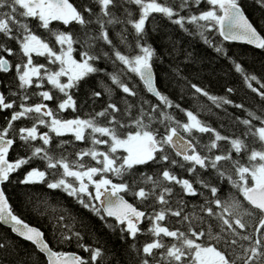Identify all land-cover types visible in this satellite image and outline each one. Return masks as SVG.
Wrapping results in <instances>:
<instances>
[{"label": "trees", "instance_id": "trees-1", "mask_svg": "<svg viewBox=\"0 0 264 264\" xmlns=\"http://www.w3.org/2000/svg\"><path fill=\"white\" fill-rule=\"evenodd\" d=\"M70 1L82 21L68 24L65 33L71 34L76 53L87 55L94 67V72L82 81L85 83L78 93L79 100L97 102L99 123L112 128L113 136L139 129L162 138L168 126L171 129L184 124L189 113L199 122L187 135L192 143L191 153L195 151L192 161L165 143L166 148L157 151L152 159L131 165L130 192L125 197L147 212L150 208L145 204L153 206L154 201L158 202L162 184L176 192V198L170 199L176 200L174 207L154 211L164 220L166 216L177 217V210L188 212L183 214L186 219L198 216V212L205 215L209 210L217 214L220 201L227 204L224 214L233 223L240 204L248 205L251 211L245 217L246 224H255L249 221L256 217L263 218L260 210L245 201L240 187L242 170L254 164L250 153L264 152V139L259 135L260 128L264 129V45L255 48L222 39L215 18L203 16L210 9L214 12L208 0H153L163 4L168 12L149 13L142 29L134 33L131 30L136 29L140 12L127 7L138 6V0ZM237 2L264 37V0ZM0 9L17 13V21L24 28L29 27L30 19L21 14L25 9L16 0L0 3ZM20 33L17 29V35ZM141 48L150 52L161 100L147 92L138 75L131 76L130 71L129 85L137 95L121 90L123 72L117 53L131 55ZM106 82H112L111 91L117 94L109 100L101 87ZM5 114L0 113V121L2 116L7 117ZM33 156L30 154V161L35 165L47 161L43 156ZM163 174L189 181L192 190L185 192L180 182L175 185V179L160 177ZM221 184L224 185L220 188ZM18 187L22 189L9 197L13 213L41 229L54 250L79 253L82 264H179L177 257H159L163 245L151 244L152 237L144 229L146 219L139 225L140 230L133 232L124 223L105 216L92 205L91 198L75 196L62 186L46 189L42 183H32ZM139 190L146 196L139 195ZM170 200L167 205L173 203ZM216 214L207 216L203 224H220L221 217ZM168 228L170 224H163L164 236ZM225 232V239L219 242L223 254L230 261L237 255H246L250 244L231 238L229 225ZM257 252L264 254L261 247ZM0 264H46V260L34 245L0 224Z\"/></svg>", "mask_w": 264, "mask_h": 264}, {"label": "flooded vegetation", "instance_id": "flooded-vegetation-1", "mask_svg": "<svg viewBox=\"0 0 264 264\" xmlns=\"http://www.w3.org/2000/svg\"><path fill=\"white\" fill-rule=\"evenodd\" d=\"M21 1L23 0L18 2ZM45 6L43 11L23 14L30 19L28 22L30 28H24V24L17 21L19 15L15 18L16 15L0 14V113H6L7 116L6 118L2 116L3 120L0 121V136L12 141L7 159L14 163L13 171L2 183V190L10 203L9 197L17 189H22L18 186L32 183H42L46 189L62 186L75 196L91 198L93 205L102 211L98 199L103 193L115 190L128 200L125 195L130 192L131 161L135 160L137 161L135 164H139L153 157L150 158L151 154L148 155L145 142L138 143L131 157L129 149L111 152L112 128L108 127V132H97L100 120L97 102L94 100L80 102L79 100L78 93L85 83L82 81L87 80L84 79L85 75L79 77L73 74L72 77L63 75L66 68L64 49L67 45L66 41H71V34L65 33V27L70 22L67 24L61 21L51 12L47 4ZM17 29L21 31L19 35H17ZM21 34L31 37L30 43L34 49L45 54L43 57L38 56L42 64V73L39 76L22 78L16 75V66L21 59L18 51V38L23 36ZM34 55L31 53V56ZM73 55L76 60L83 58V55L76 53L75 50ZM76 64L79 63L76 61ZM46 65L48 67L45 69ZM71 66L72 61L68 63V68ZM56 71L59 74L57 76L54 75ZM122 80L126 84H122L121 90L127 91L126 94L130 92L132 95H137L129 85V79L123 76ZM109 99L111 98H107ZM29 106L31 108L27 109ZM20 109L26 110L29 115H20L18 112ZM36 114L41 116L40 119L36 117ZM94 149L96 151L91 155L90 152ZM24 150L29 153L28 156L25 155ZM110 152L112 159L108 162ZM30 154L34 155L33 159L43 156L47 161L35 165L33 161H30ZM187 185L191 191L189 181ZM223 185L221 184L220 188ZM161 192L163 193L157 198L158 202L154 201L153 206L145 204L147 208H150L147 212L137 206L144 211L145 219L150 211L163 212L176 205V200H170L176 198V192L170 190ZM169 200L173 203L167 205ZM124 225L134 232L140 230L141 224L124 223ZM199 225L201 228L209 226L207 230L217 234L220 241L225 239L223 224ZM173 226L174 224H171V227ZM144 229L152 237L153 246L162 245L163 224H158L155 228L146 224ZM240 229L244 231L245 228L243 226ZM189 234L195 242L203 238V235H195L193 231H189ZM205 236V245H208V232ZM221 246L222 243H218L219 249ZM57 252L61 254L69 251ZM80 262L82 264V256ZM210 263L238 264L233 260L230 261L226 255L225 258L216 257ZM192 264L195 263L192 262Z\"/></svg>", "mask_w": 264, "mask_h": 264}, {"label": "rangeland", "instance_id": "rangeland-1", "mask_svg": "<svg viewBox=\"0 0 264 264\" xmlns=\"http://www.w3.org/2000/svg\"><path fill=\"white\" fill-rule=\"evenodd\" d=\"M16 1L18 2L19 0H16ZM208 1L210 2L212 6H214V9H213L214 12L211 11L212 9H210L209 11H206L203 14V16L213 17L217 21L218 15H219L218 5L221 2V0H208ZM234 1H237V0H234ZM6 2L7 0H0L1 4L6 3ZM138 3H139L138 6L128 5L127 7L129 11H133L132 8H137L140 12V19L135 26L136 29L131 30L133 33L139 32L142 29V23L144 22L146 15H148L149 13L157 12V11L168 12V9L164 7L163 4L158 3L157 1L138 0ZM12 7L16 9L14 5ZM3 11L5 10L0 9V14L1 13L12 14V15H16L15 18H17V15H18L17 13L13 11H10V12H3ZM21 14H26V10H24V12H21ZM6 19L10 21L9 18H6ZM30 38L31 37H26L25 35L20 36V38H18V41H19L18 51L21 56V59L17 63V66H16V75L18 77L29 78V77L39 76L42 73V64L40 63L41 60L38 59L39 58L38 56L43 57L45 54L34 49L33 45L30 43ZM67 41H66V44H67L66 48L64 49L66 68H65V73L63 75L66 77H72V74L77 75L76 77L85 75L86 77L89 73L94 72V67L91 65L92 63L89 61V58L87 57V55L83 54L82 59L77 58L76 60V58L73 55L74 48L71 44V41L70 40L68 41L70 43L69 45ZM31 53H34L35 55L31 56ZM49 56H51V54H49ZM117 59L120 60L118 65L120 66L121 72H123L122 76L129 78V71L131 72V76L137 74L136 65L139 62H150V52L146 48H141V51L137 53L134 52L131 55L129 52H126V53H124V51L120 53L118 52ZM70 61H72V66L71 68H68V63ZM76 61L79 63L78 65L76 64ZM47 67L48 65L45 66V69ZM54 75L57 76L59 74L56 71ZM123 83L125 85L124 81ZM109 84L111 85L109 86ZM109 84L106 82V85H103L101 87L104 93L106 94L107 98H112L113 95H117V94H113V91H111L112 82H109ZM30 108L31 107L29 106L27 109H30ZM18 112L20 115H23V114L29 115L26 113V110L24 109H20ZM36 117L40 119L41 116L36 114ZM198 123L199 122H198L197 117L194 114L189 113L188 120L184 124H178L174 128H171V129H169V126H168L165 130L167 131V133L165 132L166 134H164L162 138H159L158 135H152V133L148 134L139 129H133V130L129 129L122 133L118 132L112 137L113 145L110 147V150L111 152H114L115 150H118V149H125V150L129 149V156L131 157L138 143H142L143 140L147 138L149 135L153 136L155 142L157 143V145H160L161 149L163 147L166 148L165 143L169 144L167 137L170 136L174 131L181 133L183 136L189 139L187 135L190 134L193 129L198 127ZM108 131H109L108 128L105 127L103 124L99 123L98 121L97 132L100 133V132H108ZM181 131H184L186 133H182ZM259 132H260L259 135L261 136V138L264 139V129L260 128ZM95 151H96L95 149L91 151L90 152L91 155H93ZM111 152L108 154V162H110L112 159ZM194 153L195 151L192 153L191 151L189 152V155H190L189 159L193 158ZM256 155L257 157H255ZM250 158L254 161L255 165L254 164L249 165L247 170L246 169L242 170V174H243L242 175V186L240 187L242 190V196H243L244 190L249 188L251 185L264 181V152H251ZM136 162L137 161L132 160L130 164L133 165ZM160 177H163V178L171 177L175 179L174 183L180 182V187L185 192H190L189 187L187 185L188 181L184 179L183 180L178 179L177 177L174 178L172 176H169L168 174H163ZM162 182H165V179H162ZM168 189L169 188L164 187L161 184V189H160L161 191H167ZM139 192L141 193L139 195L146 196L144 191L139 190ZM217 203H218V213L217 214L212 212V210L207 211L205 215H202L201 212H198V216H195L192 219L185 218L187 216L183 214L188 213L185 211L177 210L176 211L177 217L171 218L169 216H166L167 220L163 219L164 216L156 214L154 213V211H150L151 213L146 217L147 224L150 227L155 228L158 224H170V227H171V224H174L173 227L168 228L167 236H164L162 234V237L164 239V240L162 239L163 250L161 251V253H159V257L165 258L166 260L167 258L170 259V258L177 257L179 264H192V262L195 264H203L204 262L210 263L216 257L225 258V254H223L221 249L218 248L220 237L218 238L215 235L213 236V233H211V230H207V228H210L209 226L205 228H201L199 225V224H203L205 218L209 216L210 214L214 216L216 214V216L221 217L220 224H223L226 230H227V225H229L231 238L241 240L244 243L247 242L248 244L251 245V246L248 245V247L245 249L246 255L244 256L237 255L233 258V260L237 259L241 261L240 264H264V254L257 252V250L260 249V247L264 251L263 218L256 217L255 220L252 219L251 221H249L250 223L255 222V224H246L245 217L248 216L249 213H251V211H250V208H248V205L246 206L244 204H240V207L237 209V220L235 221V223H233L224 214V212L228 208L227 204L224 203V201L223 202L220 201V203L219 202ZM227 219L230 222V224H228ZM259 225H261V227H258ZM243 226L245 228L244 231L240 229ZM189 231H193L195 235H203V238L199 240L198 242H195V240H193V238L189 234ZM206 232H208V245H205ZM254 237H257V238L252 239ZM244 239H249V240L251 239V240L245 241ZM167 241H171V242H167ZM186 255H188V259L186 258ZM254 256L259 257V258H256V257L254 258Z\"/></svg>", "mask_w": 264, "mask_h": 264}, {"label": "water", "instance_id": "water-1", "mask_svg": "<svg viewBox=\"0 0 264 264\" xmlns=\"http://www.w3.org/2000/svg\"><path fill=\"white\" fill-rule=\"evenodd\" d=\"M47 7L61 21L68 23L75 19L81 20L79 12L70 0H25L20 2L26 7L28 13L43 11ZM219 17L217 29L222 39L228 42L242 43L261 48L264 37L248 18L243 7L232 0H221L218 5ZM139 79L147 92L160 100L162 98L157 85L153 66L149 62H139L136 65ZM170 147L181 157H189L188 151L192 148L190 139L174 131L167 137ZM147 143L148 154L158 150L159 146L153 136L145 138L142 143ZM12 145L10 139L0 136V224L10 229L19 238L30 242L46 259L47 264H81V256L75 252L59 253L53 250L45 240L43 232L36 226L30 225L13 213L10 204L2 190L9 173L13 171V162L8 161V152ZM244 198L254 208L260 210L264 216V182L252 185L244 192ZM98 202L104 214L114 217L118 222L127 221L139 225L143 221L144 212L123 198L115 190L103 193Z\"/></svg>", "mask_w": 264, "mask_h": 264}]
</instances>
